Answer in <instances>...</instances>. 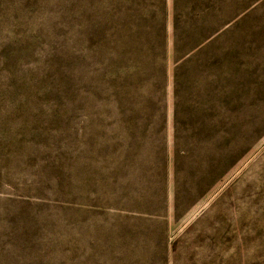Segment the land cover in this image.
I'll return each instance as SVG.
<instances>
[{
	"label": "rangeland",
	"instance_id": "rangeland-1",
	"mask_svg": "<svg viewBox=\"0 0 264 264\" xmlns=\"http://www.w3.org/2000/svg\"><path fill=\"white\" fill-rule=\"evenodd\" d=\"M0 264H264V0H0Z\"/></svg>",
	"mask_w": 264,
	"mask_h": 264
},
{
	"label": "trees",
	"instance_id": "trees-1",
	"mask_svg": "<svg viewBox=\"0 0 264 264\" xmlns=\"http://www.w3.org/2000/svg\"><path fill=\"white\" fill-rule=\"evenodd\" d=\"M176 0H174L175 4ZM192 13H195V17H183L185 20L184 22L187 21H198L201 16L198 10L192 8ZM196 11V12H194ZM178 16L173 17V21L178 22L177 19ZM188 18V20H187ZM175 24L173 25L172 28V50H173V56L175 60H183L187 61L191 57H193V54L195 55L199 50L201 49V46L203 45L204 42H215V40L218 38L216 34L217 29H209L208 31L204 32L201 29H186V30H179L176 28ZM141 38L146 42L148 49L145 50L144 55H147L148 57L153 56L154 58L158 57V54L162 51L164 44H165V33L162 30L159 31H150V32H144L141 33ZM212 64H214L217 61L218 55L212 54ZM155 60V59H153ZM153 60L148 59L149 62H152ZM234 130L235 128H232V125L228 127L225 131V134L227 137H229L227 140V156H228V161L225 167L221 169V171H217L216 168L221 160L222 156H215L211 158V162L209 165V172L215 173V177H213V180L211 182L214 183L216 177H218L220 174H222L229 166L232 165V161L234 159V155H232V149L234 148ZM183 151L180 148H174V155H176L179 159H181L183 156L181 155ZM183 154V153H182ZM224 155V154H223ZM233 157V159H232ZM178 159V160H179ZM177 163V162H176ZM174 166L177 169V166L174 161ZM210 184V186H211ZM177 199V198H176Z\"/></svg>",
	"mask_w": 264,
	"mask_h": 264
}]
</instances>
